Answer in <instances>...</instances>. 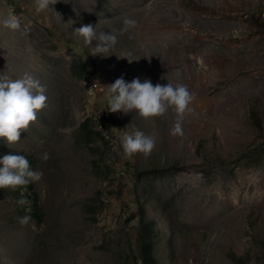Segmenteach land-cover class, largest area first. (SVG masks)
I'll return each instance as SVG.
<instances>
[{
	"label": "rangeland",
	"instance_id": "374dc122",
	"mask_svg": "<svg viewBox=\"0 0 264 264\" xmlns=\"http://www.w3.org/2000/svg\"><path fill=\"white\" fill-rule=\"evenodd\" d=\"M49 8L0 0V20L15 13L29 32L0 25V74L31 75L47 96L17 144L0 139V159L23 155L43 173L0 189V264H144L139 217L152 223L155 264H264V0H57ZM125 17L138 28L118 36L107 58L74 33L88 23L110 32ZM126 53L134 61L121 59ZM121 76L186 85L196 99L184 135L169 134L172 109L102 122L101 87ZM85 121L99 134L90 142ZM136 130L156 137L147 157L123 153L122 135ZM25 215L31 221L21 226Z\"/></svg>",
	"mask_w": 264,
	"mask_h": 264
},
{
	"label": "clouds",
	"instance_id": "9594fccd",
	"mask_svg": "<svg viewBox=\"0 0 264 264\" xmlns=\"http://www.w3.org/2000/svg\"><path fill=\"white\" fill-rule=\"evenodd\" d=\"M56 3L57 0H35V11L37 13L50 11L49 6ZM0 25L21 36L29 35L28 30L22 28L21 19L15 13L9 12L0 20ZM137 28L136 19L125 17L122 27L110 32L105 31L98 23H88L82 24L74 33L82 37L86 45L95 42L92 55L107 58L111 56L109 54L118 43V36ZM130 56V53H126L121 59H127L131 63L134 59H129ZM90 85L93 83H89ZM101 88H107L108 99V109L101 115L109 112V119L112 116L110 113L135 112L140 118L150 120L162 117L172 109L175 120L169 134L173 137L184 135V119L194 114L192 105L196 97L184 84L153 85L149 79L141 81L139 77L127 82L121 76L112 85ZM45 92V87L31 75L25 74L22 78L13 79L8 75L0 74V139L5 140L8 145L19 142L21 132H26L32 124H35L38 113L46 107ZM121 146L126 157L130 158L134 154L147 157L156 147V137L141 130H136L134 134L124 133L121 137ZM40 159L42 162H47L50 154L44 152ZM42 177L43 173L32 170L28 159L23 155H4L0 159V189L26 187L30 183L39 182ZM17 204L23 207L30 205V201L21 198ZM30 221L29 215L19 218L21 226H27Z\"/></svg>",
	"mask_w": 264,
	"mask_h": 264
},
{
	"label": "trees",
	"instance_id": "16d2710c",
	"mask_svg": "<svg viewBox=\"0 0 264 264\" xmlns=\"http://www.w3.org/2000/svg\"><path fill=\"white\" fill-rule=\"evenodd\" d=\"M87 121L82 123L81 129L86 137L87 141H91L94 136H99L98 133L90 131L87 129ZM139 222L142 225V230L139 235L140 242L142 244L141 256L144 264H155V259L152 254L153 248V238H152V223L144 220L143 217H139Z\"/></svg>",
	"mask_w": 264,
	"mask_h": 264
},
{
	"label": "built area",
	"instance_id": "2783aa9c",
	"mask_svg": "<svg viewBox=\"0 0 264 264\" xmlns=\"http://www.w3.org/2000/svg\"><path fill=\"white\" fill-rule=\"evenodd\" d=\"M101 121H106V120H109V114L108 113H105V117L104 118H100Z\"/></svg>",
	"mask_w": 264,
	"mask_h": 264
},
{
	"label": "bare ground",
	"instance_id": "6f19581e",
	"mask_svg": "<svg viewBox=\"0 0 264 264\" xmlns=\"http://www.w3.org/2000/svg\"><path fill=\"white\" fill-rule=\"evenodd\" d=\"M103 115H105V114H103Z\"/></svg>",
	"mask_w": 264,
	"mask_h": 264
}]
</instances>
